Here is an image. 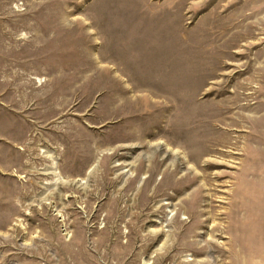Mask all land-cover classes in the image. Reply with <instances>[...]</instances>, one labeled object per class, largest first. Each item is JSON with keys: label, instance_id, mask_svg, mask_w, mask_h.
<instances>
[{"label": "rangeland", "instance_id": "rangeland-1", "mask_svg": "<svg viewBox=\"0 0 264 264\" xmlns=\"http://www.w3.org/2000/svg\"><path fill=\"white\" fill-rule=\"evenodd\" d=\"M0 264H264V0H0Z\"/></svg>", "mask_w": 264, "mask_h": 264}, {"label": "bare ground", "instance_id": "bare-ground-1", "mask_svg": "<svg viewBox=\"0 0 264 264\" xmlns=\"http://www.w3.org/2000/svg\"><path fill=\"white\" fill-rule=\"evenodd\" d=\"M57 169V168H56ZM55 169V172H57L58 170H56ZM152 234V233H151ZM154 234V233H153ZM156 234V233H155ZM184 261L186 262V263H189V262H192V261H194V259H192V258H188V257H186V259H184Z\"/></svg>", "mask_w": 264, "mask_h": 264}]
</instances>
